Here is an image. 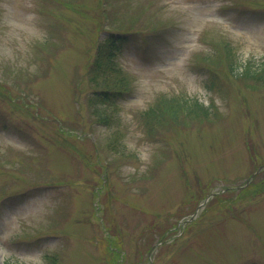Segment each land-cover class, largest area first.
Segmentation results:
<instances>
[{"label":"rangeland","instance_id":"374dc122","mask_svg":"<svg viewBox=\"0 0 264 264\" xmlns=\"http://www.w3.org/2000/svg\"><path fill=\"white\" fill-rule=\"evenodd\" d=\"M247 65L264 0H0V264H264Z\"/></svg>","mask_w":264,"mask_h":264},{"label":"trees","instance_id":"16d2710c","mask_svg":"<svg viewBox=\"0 0 264 264\" xmlns=\"http://www.w3.org/2000/svg\"><path fill=\"white\" fill-rule=\"evenodd\" d=\"M120 40L121 38L113 35L112 33H110V35L106 38H104L103 40H101L97 46L99 48L100 45L104 44V46L106 47L107 51L109 50V53L105 54V52H98V48H97V52L95 55V62L98 63H102L105 59H108L110 56L113 55L114 49L117 46V40ZM233 68V67H232ZM242 75L243 76H250V77H257V78H261L264 80V65L259 67V68H254L251 65H247L243 71H242ZM184 103L187 102V99L183 100ZM172 102H174V100L172 98L167 99V98H161L157 103V105L152 106L151 108L149 107V110L147 112V115H157V113H160L162 111V107L168 109L169 111L172 110ZM187 105L188 109H192L195 112L201 111V112H205L207 110L206 106H203L197 99L193 100L191 103H187L185 104ZM113 250V249H112ZM115 253L118 254V252L116 250H113ZM5 264H9V263H5Z\"/></svg>","mask_w":264,"mask_h":264},{"label":"bare ground","instance_id":"6f19581e","mask_svg":"<svg viewBox=\"0 0 264 264\" xmlns=\"http://www.w3.org/2000/svg\"><path fill=\"white\" fill-rule=\"evenodd\" d=\"M3 256V250L0 247V258Z\"/></svg>","mask_w":264,"mask_h":264},{"label":"water","instance_id":"95a60500","mask_svg":"<svg viewBox=\"0 0 264 264\" xmlns=\"http://www.w3.org/2000/svg\"><path fill=\"white\" fill-rule=\"evenodd\" d=\"M258 169H259V168H258ZM258 169H257V170H258ZM253 174H254V173H253ZM253 174H251V176H250V177H252V176H253Z\"/></svg>","mask_w":264,"mask_h":264}]
</instances>
